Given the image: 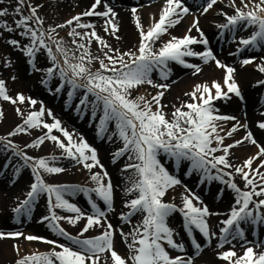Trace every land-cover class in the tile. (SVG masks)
<instances>
[{
    "label": "snow or ice",
    "instance_id": "obj_1",
    "mask_svg": "<svg viewBox=\"0 0 264 264\" xmlns=\"http://www.w3.org/2000/svg\"><path fill=\"white\" fill-rule=\"evenodd\" d=\"M218 2L222 0H200L196 9L200 15L207 14ZM3 3L4 0H0V4ZM227 6L232 9L231 14L223 8L218 10V14L226 18V22L217 25L222 30L221 34L227 30L236 39L238 30L250 32L239 38L237 53L248 48L264 49V0H228ZM43 7V3H33V0H16L11 12V15L18 17L13 21L15 27L3 20L0 21V28L9 33H18L20 39H4L14 49L23 52L33 71L44 72L41 83L48 85L53 77L58 76L60 83L55 89L56 93H60L65 84L70 86L66 106L71 105L78 90H84L76 111L80 112L82 106L86 111L90 106L93 119L100 113L98 136L102 138L109 132V125L114 123V130L108 139L111 141L116 137L122 146L112 153V163L127 157L122 170L131 169L132 173L127 177L123 191L126 197L134 194L132 198L124 200L127 211H121L119 218L123 224L132 223L135 216L140 218L129 231H125L122 226H114L108 213L115 211V185L99 158L97 148L83 136L74 138V133L63 127L62 121L51 109L45 108L43 101L39 102L40 108L36 109L37 100L26 97L22 92L11 95L6 81L0 79V100L13 105L27 101L32 106V110L26 114L17 106L15 111L21 117V123L6 136H0V148L11 150L15 157L23 161L14 167L15 176L18 177L24 168L31 170L29 190L25 198L12 208V212L17 222L22 216L31 218L37 202L45 196L47 214L41 220L47 222L48 228L57 237L52 239L35 234L26 235L19 230H0V240L14 241L12 248L16 258L13 264H195V258L201 256L204 250V243L211 246L214 237L218 249L231 245L226 250L216 252V256L228 264H264V250H255L256 242L246 240L245 228L242 227V224L264 225V144L257 141L248 123L241 122L235 115L220 114L213 103L220 98L230 99V93L241 101L245 97L235 77L236 67L217 58L209 46V39L200 27V15L194 14L185 0H164L159 18L153 16L150 25L145 27L137 7H133L131 14L139 39L133 49L122 50L113 47L99 34L94 21L85 19L103 18V31L119 41L118 13L109 0H94L87 10L70 16L62 23L47 26L45 17L38 11ZM9 14L8 7H0V17ZM189 14H193L194 18L186 34L182 37L172 35L169 29ZM65 28L68 29L70 40H65L57 31ZM193 29L199 34V39L191 35ZM165 34L170 38L162 41L157 48V42ZM93 42L99 45V55L93 54L91 50ZM194 44L203 45L204 50H194L191 47ZM38 54H43L50 65L38 68ZM185 57H197L204 64L214 62L217 68L224 70L223 82L212 80L195 84L190 92L184 94L190 97L189 101L179 106L173 105L171 118H168L162 99L171 85L155 82L152 73L159 70L161 79L167 81L172 71L169 62L172 61L194 69V75L202 72L200 64L189 63ZM256 60L257 57L253 55L243 58L239 63L247 66ZM11 64L12 61L5 58L4 66L10 67ZM255 67L264 73V57ZM12 79L15 80L16 76ZM145 84L158 91L154 95L150 94V98L149 95H133ZM255 84L264 87V79L256 80ZM49 91L52 89L49 88ZM45 114L52 117V122L44 119ZM4 115V109L0 106V120H3ZM229 121L235 123L225 129L223 123ZM256 126L264 130V119L258 120ZM36 128L47 131L25 147L38 148L46 140H51L61 150L59 156H31L8 139ZM240 128L246 129L245 135L225 143L226 138H233ZM53 130L62 133L64 139L54 134ZM245 142L255 145L258 150L241 163H232L229 157L234 153L231 150L244 146ZM162 153L174 161L177 170L187 162L185 175L197 172L201 174V183L215 180L233 191L234 204L227 218L220 221L223 226L218 232L212 228L209 218L221 213L213 212L201 196L187 185H183L180 206L164 199L170 189L183 182L165 165L161 159ZM61 158L75 161L87 169L91 186L48 182L46 174L51 176L66 171L55 163ZM8 166L4 165L5 168ZM95 168L102 171H93ZM237 175L243 182V188L236 182ZM81 193L86 197L90 211L70 199ZM99 201L103 202L104 207ZM60 210L68 214L62 215ZM177 211L183 217L182 227L190 238L188 244L183 240L178 241L179 233L170 226L169 218ZM62 222L78 227L76 234L65 228ZM95 229H99L97 234L87 235ZM194 229L198 230L202 239L194 235ZM117 235L126 245L125 254H121L116 247ZM21 239L43 242L51 247L46 251L34 250L21 255ZM238 240L252 245L244 247L242 255L235 251L233 241ZM259 245L264 248V241L259 242ZM189 248L193 250L191 253ZM173 251L178 254L173 255Z\"/></svg>",
    "mask_w": 264,
    "mask_h": 264
},
{
    "label": "bare ground",
    "instance_id": "obj_2",
    "mask_svg": "<svg viewBox=\"0 0 264 264\" xmlns=\"http://www.w3.org/2000/svg\"><path fill=\"white\" fill-rule=\"evenodd\" d=\"M51 2L52 1H46L45 4L51 6L52 5ZM93 2H94V0H59L55 5L53 4L54 6L50 7L49 11L47 12V14L45 16L47 18H50V19H52V18H55L56 20L63 19V21H64L65 19L70 18V16L75 15L78 12L87 10V8L90 7V5ZM130 2L131 3H133V2L134 3H141V2H144V0H123L121 4L115 3V1L109 2L110 4H112L114 6L115 11L118 13L117 23L120 25V30H119L118 35L121 37V39L119 41H117L115 39V37H113V36H111L108 33H105L103 31V18H99V17L85 18V19H90V20L94 21L97 25V31L99 32V34L101 36H104L112 44L113 47L120 48L122 50L133 49L137 45V42L139 39L138 30L135 26V21L132 17L131 11L129 9L125 8V5L128 6L130 4ZM163 3H164V0L161 2H158V3H155V4H151L149 6H145L142 10L138 11V14L141 17V22L145 25V27L150 25V23L152 22L153 16H155L156 19L159 18V12H160L161 8L163 7ZM217 4L220 5V7H225V6L228 7L227 6L228 1H226V0H222V2H218ZM101 10H103L102 7H101ZM208 13H210V15L213 16V14L218 13V7L213 8ZM203 15H205V14H203ZM65 17H67V18H65ZM190 21H188L187 17L185 16L183 18V20L178 25L169 29L170 33L172 35L182 37L183 35L186 34L187 29L190 26L189 25ZM222 22H223L222 19L221 20H209L208 19L206 21H202V24H200V26L202 25L204 27V28H202V26H201V28L203 30H206L210 35L214 36L215 31L213 30V28L211 26L216 27V25H217L216 23H222ZM242 30L243 29H240L237 32L240 33V32H242ZM63 34H67V32H64ZM63 34H62V37H64ZM195 34H196V30L193 29L191 32V35L195 36ZM169 38H170L169 35L165 34L161 38V41L157 42L156 47L158 48L162 41H166ZM217 46H218L217 44L213 45L214 48H216ZM98 49H99V45L96 42H93L92 47H91L93 54H96V55L100 54ZM226 50H227V48L225 47L224 52H226ZM243 53L244 52L241 50L239 55H241ZM262 57H264V55ZM185 59L188 60L189 63L200 64V66L202 68V72L194 75L193 74L194 69L187 68L183 65L179 66V65H177L176 62L172 61V62H169V64L171 65L172 71H171V74H170L169 79L167 81H164L161 79L160 76L153 74V80L155 82H157V83L167 82L171 85L170 89H168L166 91L163 99L165 101H167L168 97L171 98V97L176 96L177 99L180 101V103L175 104L176 106H179L182 103L189 101L190 97L186 96L184 94L186 92H190L193 89L195 84L205 82V81L211 82L212 80H218L221 83L223 82L224 71L220 70V68H217L215 66L214 62L204 64L203 61H201L200 59L195 58V57H185ZM258 72L259 71L257 70V73ZM248 73H251L250 76L252 74H254L253 70H250V71L249 70H242L239 73V77L242 81L241 83L245 89L247 87L246 80L248 77L247 76ZM258 75H262V74L259 73ZM247 83L250 86V82L247 81ZM145 87L154 88L152 86H148L145 84V85L141 86L137 90V92L139 93V91L143 90ZM141 95H146V93L142 92ZM253 101H254V97L250 96L248 99V102H247L249 113L245 115L247 118H244L243 116H239L238 119H240L241 122H245V123L248 122L249 128L251 129L253 134L256 136L257 140L260 143H264V136H262L263 130L259 129L256 126V122L258 120L264 119V117L262 115H260L258 113V111L254 110V109L252 110L251 103ZM61 104H62V102H61ZM216 108L218 110H221L223 108V106L216 103ZM16 121L17 120H15L14 117L8 116V117L3 118V120H0V124H2L3 126L8 125V124L11 125L13 122H16ZM72 122L76 126H78V129L81 130V132L83 134H85V136L87 138L93 140L96 137L97 127L95 125H90L89 123H87L84 118H82V117L72 118ZM231 122H232L231 125L233 123H235L234 121H231ZM38 129H41V128H38ZM239 133H240V135L243 136L241 131ZM57 135L61 136V138L64 139L62 133H60V134L58 133ZM47 142H48V144L45 145V147H42L39 149V151L43 154L48 153L52 150H56V148H58L53 141L47 140ZM98 146L107 155L114 153L115 150L117 149L116 144H114L111 141H108V139H105L101 142H98ZM252 148H253L252 145L245 144V146L240 147V149H238L237 151H233L234 155L229 157L230 161L234 164L241 163L242 157H244V155L247 152L252 150ZM126 161H127V157H123L122 163L124 164ZM112 168L114 170L113 171V174H114L113 183L117 187V195H116L117 206L121 211H125L126 208L124 207V203H123L124 200L128 199V198H132L134 196V194H129L126 197L125 192L123 191L125 184H126V181H127V177L129 175H131L132 170L129 169L128 173H123L122 167L120 165L119 166H112ZM174 168H175V164H174ZM186 168H187V165L182 164L180 167V169L182 170L181 172L185 174ZM81 171L82 172L80 173V175L86 174V176L89 179V177H90L89 171L87 169H84V168H82ZM93 171H99V170L97 168H95V169H93ZM228 171H231V169H228ZM69 172L70 171H68V170L63 172L62 178H60V179L61 180H66V179L70 180V179L74 178V176H72ZM180 176L182 179L187 180V175H180ZM236 182L240 185V187L243 188V182L240 180L238 175L236 176ZM22 189H23V184L22 183L18 184L15 187V191L14 190L12 191V194H14L15 192H17L19 194L22 191ZM174 189H175L174 191L170 189L164 199L165 200H171L172 202L176 203L177 205H181V194L184 192V189L181 187V185L176 186ZM12 194L9 195L10 199H12ZM173 197H175L174 200L172 199ZM205 200L207 202H210L217 212L221 213V211H222L223 213H229L231 206L234 204L235 195L232 193L231 196L224 197V199H223V197H221L216 192L215 188L210 186L209 187V195L206 196ZM12 202H13V199H12ZM110 215L112 216L115 214H110ZM220 216H222V214ZM113 217L115 218V220L117 219L116 216H113ZM170 219H172L173 221H177L178 216L175 213H173L172 216L170 217ZM33 226H31V227H33ZM80 226H82V222H81ZM170 226H172V225L170 224ZM220 227H221V224H217L214 227V230L218 232ZM76 228L78 229V227H76ZM98 231H99V229L91 230V233H93L95 235L96 233H98ZM178 233H179V231H178ZM179 235H180V233H179ZM9 241H11L10 243L13 242V240H9ZM9 241H6V242L8 243ZM234 242L235 241H233V243ZM244 242L245 241H243V240L237 241V243H239V245L244 243ZM31 243H33L35 246L39 245V242H37V241H33ZM121 244H122L121 237L119 235H117L116 236V245L121 246ZM5 248H6L5 246L0 247V256H2V257L5 256V255H3V252H2V250ZM259 250H256V251H259ZM238 254L242 255V253H240V252H238ZM9 256H11V254L7 253V257H9ZM205 258H214V256H212L210 253H207L202 258L197 259L195 264H201V260H204ZM0 264H2V259H0ZM220 264H222V263H220Z\"/></svg>",
    "mask_w": 264,
    "mask_h": 264
},
{
    "label": "rangeland",
    "instance_id": "obj_3",
    "mask_svg": "<svg viewBox=\"0 0 264 264\" xmlns=\"http://www.w3.org/2000/svg\"><path fill=\"white\" fill-rule=\"evenodd\" d=\"M46 1H52L51 6H54L59 0H33V3H43L44 4V7L42 9H39L38 11L42 16L45 17L46 26L48 24L62 23L63 19L56 20L55 18L50 19V18H47L45 16L51 7L50 5L45 4ZM15 4H16V0H4V3L0 4V7H8L9 12H10V14L8 16L0 17V21L7 20L8 23L10 25H12L13 27H15V24L13 23V21L18 18L14 15H11L12 9H14ZM133 7L141 8V6H139V5H135ZM215 7H218V6H215ZM130 9H132V5L130 6ZM223 10L225 12H228L229 14L232 13V9H229L228 7H226V8L224 7ZM25 14H27V9H25ZM67 17H65V18H67ZM209 18L212 20L215 18L216 19H222L223 23L226 22L225 21L226 18L224 16L221 17L220 15H213V18H212V17H210V14L208 13L205 16V19H209ZM57 31L59 32L60 36H62V34L64 32L68 31V29L67 28L58 29ZM219 31H220V29L218 30V32ZM0 33H2V36H0V56L5 53L6 57L12 61V64L10 67H5L4 66L5 62L2 59H0V62H1V64H0V79H4L6 81L7 87L9 89V93L11 95L15 96L17 93L22 92L26 97L30 96L33 99L37 100V104H39L38 107L40 108V103H39L40 101H43V104H44V101L47 103L46 99L42 98L45 96V93L48 94V98H47L48 100H49V98H52L53 95L56 96V94H58L55 92V89L53 90V88L55 86L59 85V83H60L59 77L58 76L53 77V79L51 80V82L48 85L41 83L42 77H44V75H45L44 72L43 71H33L31 69V66L27 63V58L26 59L24 58L25 55L23 54V52H21L18 49H14L11 45L7 44L5 39H4V37H15L17 39H20V37L18 36V33H16V32L9 33L6 30H4L3 28H0ZM63 35H64L65 40H70V37H68L67 34H63ZM244 35H245L244 33L241 34V36H244ZM241 36H239V38ZM231 40H233V36H232V38H230V42H231ZM234 40L236 41L237 38ZM234 44H238V42L234 43ZM260 51H261L260 52L261 54L258 53L256 55L257 59H260L261 58L260 56L264 54V49H260ZM246 57H248V56H246ZM243 58H245V57H243ZM256 61H259V60H256ZM253 64H254L253 66H252V64H250V65H247V67H249L250 69L252 67L256 68L255 67V65H256L255 61L253 62ZM49 65H50V62H48L46 60L45 56L43 54H38L37 67L38 68H45ZM96 67H98V63L96 64ZM250 74L251 73H248L247 76L249 77ZM13 76H16L15 80L12 79ZM49 88H51L52 91H49ZM83 91H84L83 89L78 90L77 95L74 97V101L71 103L70 106H66L65 104H60L61 102H58V100L56 103H54L52 105L44 104V106L47 109H51L53 114L58 119H60L62 121L63 127L67 128L69 132H70L71 126L67 123V117H70L71 119L77 118V116H78L77 114H81L80 112L76 111V105L79 103L80 97L83 95ZM156 91H158V90L154 89V88L146 87L143 90H140L139 93H137V91L134 92L133 95H141L142 92L143 93L147 92L149 95V98H150V94L154 95ZM67 92L68 91H66L65 93H67ZM50 95H52V96H50ZM40 96H42V97H40ZM90 99H91V97H90ZM176 103H180V101L177 99L176 96L171 97V98L168 97L167 102L163 103L164 105H166V107L164 109L165 112H167L168 108L171 109L172 104L175 105ZM37 104L34 106L35 108H37ZM0 106H2L4 109V113H5L4 118L8 117V116H10V117L12 116V117H14L15 120H17L16 122H13L11 125L8 124V125L3 126L2 124H0V136H6L9 131H11L15 128L16 123L21 122V117L19 115H17V113L15 111L17 106H19L25 113L28 112L29 110H32V106L27 101L23 104L13 105L10 102L0 100ZM82 109H84L83 106L81 107V111L83 112ZM88 109H90V106L88 107ZM56 110H58L59 112ZM62 113H64V114H62ZM88 114H89V112H88ZM168 118H170V116H168ZM44 119H46L49 123L52 122V117L47 116V114L45 115ZM223 127L225 128V123H223ZM31 130L32 131L29 134H28V132H27V134L22 133L23 136L26 137L27 139L20 136V133H18L14 137H8V139L12 140L13 143L19 145V147L23 151L27 152L31 156H48V155L59 156L60 155L61 150H59L58 148H56V150H52V151L45 153V154H43L39 151L40 148L45 147V145L48 144L47 140L44 142V144L42 146H40L38 148H26L25 147L26 144H30L34 139H36L37 136L43 135V133L47 131L46 129H43V128L41 130H39L38 128L31 129ZM29 135L33 136L34 139H32ZM74 135L79 137L81 135V133L79 131V132H76V134L74 133ZM117 141H118V145H116L117 148L121 147L122 142L120 140H117ZM9 161H10V163H9ZM22 163H23V161L19 157H15L11 150L5 151V150H3V148H0V172L2 171L0 173V184L2 185L3 182L7 181L9 183L10 190L12 188V190H14V191H15V188H14L15 185L14 184H16L19 181H21L20 184L21 183L24 184V188L20 192V194L15 192L14 196H15V198H17L16 202H12V200L9 199V194L3 193V192L1 193V195H2L1 196L2 197V208L0 210V216L3 218H11V216L13 217L15 215L12 212V208L15 207V205L20 200H23L25 198V194L29 190V185L32 182L31 170L28 168L22 169V171L18 177L15 176L14 167H16ZM55 163L58 166L64 167L66 170L70 171L69 173L72 176H74V179H70L69 180L70 182L67 183L68 179H66V180L60 179V178H62L63 173L53 174L51 176H48L46 174L45 179L48 180V182L85 185L84 183L86 181H88L85 177H82L81 175H80V179H79L78 175L75 172H71V169L78 167V165L76 166L75 161L69 160L67 158H61L60 160L56 161ZM5 164H8L9 166L7 168H5L4 167ZM1 176H4V177H1ZM76 178L79 180H77ZM11 180H12V182H9ZM24 180L26 182H24ZM87 184L89 186H91L92 182L89 181ZM40 199L42 201H44V203L46 202L45 196H42ZM70 199L73 201V200H75V197H70ZM116 211H118V210H116ZM46 214H47V210L45 208V210L43 211L41 216H44ZM60 214L63 215V214H68V213H65L63 210H60ZM14 219H15V217H14ZM137 220H138L137 218L133 217L132 223H130V224H123L122 221H120V226L118 224H115L114 222L113 223L116 225L117 228L122 226L125 231H129L132 228L133 224H135L137 222ZM2 221L3 220L1 218V222ZM62 223H63L64 227L67 228L69 231H71L73 234H76V232L78 231L77 228H74L73 226L68 225L66 222H62ZM181 229H182V227H181ZM0 230H4V227L2 226ZM15 230L22 231L26 235L27 234L39 235V234H37V232H40L38 230L33 229L32 227L29 230L12 228V230H10V231H15ZM5 231H8V230L6 229ZM87 235H90V232L87 233ZM41 236H44V235H41ZM48 238L56 239L57 237L49 236ZM6 241H9V240H0V247L1 246L6 247L5 249H3L4 251L2 250L3 255H5V256H3V257L0 256V259H2V264H13V261L16 258V253L13 251V248H12V245H13L12 243H14V241L12 243H10L11 241H9L8 243ZM19 243H20L21 248H22L21 255L28 254L34 250L46 251L51 247L50 245L43 243V242H39V245L35 246L33 243L28 242V241L23 240V239H21L19 241ZM228 247H230V246H225L224 249H219V251L226 250ZM126 252H127V248L125 245V248L121 252V254H125ZM7 253L11 254V256L7 257ZM207 262H213V261L208 260ZM223 263L226 264L227 262L224 261Z\"/></svg>",
    "mask_w": 264,
    "mask_h": 264
}]
</instances>
